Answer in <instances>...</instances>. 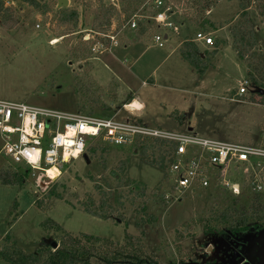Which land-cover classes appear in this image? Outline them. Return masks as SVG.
<instances>
[{"label":"rangeland","instance_id":"obj_1","mask_svg":"<svg viewBox=\"0 0 264 264\" xmlns=\"http://www.w3.org/2000/svg\"><path fill=\"white\" fill-rule=\"evenodd\" d=\"M4 1L10 11L0 13V99L77 112L74 83L75 77H81L86 86L93 81L103 86L100 93L108 109L97 108L92 116L125 118L129 112L124 109L129 101L128 94L124 93L127 92L143 105L135 116L146 126L173 132L191 129L192 133L206 139L264 147V106L248 100L251 96L257 101L261 98L253 94L256 89L248 78L246 64L231 46L229 28L238 12L236 1L210 0L212 14L209 15L205 0H164L171 7L173 30L159 27L150 18L153 12H145L143 6L136 13L142 15L143 24L146 20L151 22L145 24L149 30L144 37L128 29L119 0H66V7H61L59 0H43L42 12L21 2ZM101 3L114 7L119 13L120 18L111 19L107 32L108 36L116 38L118 46L111 51L94 52L98 42L106 40L105 35L97 34L99 29L97 33L92 31L93 25L101 24L95 19ZM62 9L76 11L77 22L73 19L62 22ZM249 14L257 34L258 54H264V21L257 17L254 5ZM198 32L213 33L214 42L227 41L202 75L181 62L177 51L178 42L186 38L194 41ZM165 33L172 38L159 48L154 37ZM54 40L58 43L52 44ZM200 45L205 53L208 52L205 49H213ZM114 82H120V91ZM245 82L249 83L246 94L239 96ZM91 89L96 93L95 88ZM131 106L140 108L137 102ZM101 145L99 142L90 144L89 148L93 147L96 154L89 157V165L83 159L64 165L60 177L44 189L38 188L30 176L25 178L23 186L0 184V244L10 233L26 255L33 254L41 240L59 245L62 233L47 238L41 229L44 222L52 219L74 235L90 234L122 245L125 234H140L137 222L148 214L154 216L156 222L142 226L143 245L159 264L222 261L223 252L215 241L222 227H216L213 235H205L206 220L233 201H237L238 207H248L253 194L241 191L240 195H234L212 187L205 192L189 193L177 201L168 190L165 170L146 163L140 149ZM121 162L127 165L126 179L136 181L133 187L146 190V195L137 199L135 205L125 197L128 188L117 187V181L112 178ZM15 166L11 159L0 155V170ZM49 174L57 173L52 170ZM239 177L230 171L227 179L240 182ZM95 184L101 185L103 192L111 196L115 208L124 206L125 223L102 221L82 212L81 203L86 201L87 195H91L95 203L102 197L94 189ZM50 193L61 199H46ZM119 194L124 197L119 198ZM40 201L44 202L42 208L37 205ZM250 223L254 227L256 222ZM262 232L264 234V229ZM257 236L256 229L237 235L240 246L236 252L227 251L232 256L229 263L240 256L251 260L249 252ZM0 264L6 263L0 260Z\"/></svg>","mask_w":264,"mask_h":264},{"label":"trees","instance_id":"obj_2","mask_svg":"<svg viewBox=\"0 0 264 264\" xmlns=\"http://www.w3.org/2000/svg\"><path fill=\"white\" fill-rule=\"evenodd\" d=\"M13 2H21L32 7L34 10L42 12L44 9L41 5L43 0H12ZM229 2L236 1L238 12L235 21L230 25V35L232 39V49L246 64L248 78L252 86L256 89L253 91L254 95L259 94L261 101L255 100L254 96L248 98L249 101L255 104L264 106V94L259 92L264 91V54H258L259 45L257 34L253 25L252 18L249 14V9L254 5L257 17L264 21V0H228ZM210 0H205L204 4L206 9L210 7ZM118 5L122 13L125 15L126 22L129 21L134 15L140 17L138 19V26L135 29V34L139 37L147 35L149 27L145 24H150V20H146L145 24L142 22V15H137V11L145 6V12H153L151 19L159 12L154 6L153 1L150 0H119ZM10 10L5 8V1L0 0V13H8ZM99 14L96 15V20L100 21V25H93L92 31L97 33L96 29L102 34L107 36V32L111 27V19L113 17L120 18L119 13L112 6H105L100 4ZM61 21L69 22L73 19L74 23L77 22L78 13L76 11L68 12L67 9H62ZM119 16V17H118ZM153 20V19H152ZM153 22H155L153 20ZM100 40L98 43L105 42L108 46L110 40ZM223 40H219L212 46V52H202L198 45L193 40L186 38L183 40L180 48L181 60L189 63L200 75H202L208 66L211 64L213 58L224 45ZM79 58V57H78ZM91 80V79H90ZM115 83V82H114ZM75 95L77 97L78 113L88 114L92 116L95 114V109H108V106L103 101V93L101 86L93 81L91 85L86 86L82 82L81 77H75ZM117 83H115L116 85ZM96 89V93L92 91ZM141 123V122H140ZM105 145L103 142H99ZM101 145V146H102ZM140 149V156L143 160L153 166L159 167L162 170L166 169L165 159L162 156L163 151L168 150V145L163 143H156L155 141L141 142L137 145ZM105 149V148H104ZM104 151V150H103ZM105 152V151H104ZM96 151L93 147L88 149L86 155L88 157L94 156ZM126 162H121L117 171L112 173V178L117 181V187H127L129 192L127 199L131 205H135L137 199L143 198L146 195V190H136L133 187L135 184L134 179H126ZM29 176L26 168L15 166L13 169L0 170V184L5 186H23L25 178ZM94 189L102 195L100 201L95 203L91 195H87L86 201L81 203L82 212L97 218L102 221H113L117 224H122L127 221L124 213V206L115 208L111 204V196L106 195L102 186L95 184ZM132 195V196H131ZM46 199L56 198L60 200L59 195L50 193L46 195ZM119 194V198H122ZM263 197L254 195L248 207H238L237 201H233L231 205L223 210L214 211L210 218L206 220L205 235H213L216 227L221 228V235L217 238H229L232 244H237L236 237L242 233H248L255 230L262 231L264 229V203ZM43 201L37 202L39 207L43 206ZM144 212L145 207H142ZM145 218L137 222V229L139 235L125 234L123 244L119 245L116 241L93 236L90 234L79 233L74 235L66 232L63 228L52 219L47 220L41 225L42 232L48 237L50 235H57L62 233L60 243L56 249L52 248V243L46 240L39 242L38 248L30 255H26L13 241L11 234H7L0 244V260L6 264H159L158 261L146 251L143 241L145 234L142 226L153 224L156 218L152 215L144 214ZM256 222L254 227L250 226V222ZM220 230V229H219ZM183 264H193L186 263Z\"/></svg>","mask_w":264,"mask_h":264},{"label":"built area","instance_id":"obj_3","mask_svg":"<svg viewBox=\"0 0 264 264\" xmlns=\"http://www.w3.org/2000/svg\"><path fill=\"white\" fill-rule=\"evenodd\" d=\"M150 1L159 10L152 18L155 23L173 30L171 7L164 0ZM207 11L211 13L210 9ZM138 19L134 15L128 21L129 30L137 28ZM164 35L154 37L160 48L164 47ZM105 37L111 44L98 43L94 52L111 51L118 46L114 36ZM194 42L214 45L211 35L204 32H198ZM248 85L245 82L241 86L240 96L246 94ZM100 141L127 148L146 141L167 144L168 150L162 153L166 184L177 201L189 193L205 192L212 187L234 195L242 191L264 198V147L206 139L192 132L165 131L136 119L99 118L0 99V155L26 168L38 188L44 189L48 183L55 182L64 165L82 159L90 144ZM52 170L57 173L55 177L49 174ZM230 171L240 176V182L228 181Z\"/></svg>","mask_w":264,"mask_h":264},{"label":"water","instance_id":"obj_4","mask_svg":"<svg viewBox=\"0 0 264 264\" xmlns=\"http://www.w3.org/2000/svg\"><path fill=\"white\" fill-rule=\"evenodd\" d=\"M59 5L61 7H66L67 6L66 0H59ZM164 39L167 40L166 36ZM259 93L263 95L264 91L261 90ZM82 159L87 165L90 164L89 157L86 154L83 155ZM52 248L56 249L57 244L52 243ZM211 249L212 248H209L208 251H211ZM249 255H250L249 257L251 258V260H247L245 257L240 256V259L235 264H264V239L263 240L259 239L258 241H254V247L249 252Z\"/></svg>","mask_w":264,"mask_h":264},{"label":"crops","instance_id":"obj_5","mask_svg":"<svg viewBox=\"0 0 264 264\" xmlns=\"http://www.w3.org/2000/svg\"><path fill=\"white\" fill-rule=\"evenodd\" d=\"M210 9V8H209ZM207 10V9H206ZM210 11H211V13H209V15H211L212 14V8L210 9ZM175 30H177L176 28H175ZM166 35H164V38H165V36H166V38H167V40H169L170 38H172V36L171 35H169V33H165ZM208 34V33H207ZM213 34V33H212ZM211 34V35H212ZM231 36V35H230ZM165 40V39H164ZM167 40H165V41H167ZM219 40H223V41H225L224 42V45H223V47L226 45V43H227V41L225 40V39H218V40H216V41H219ZM55 41V40H54ZM53 41V42H54ZM134 41V43H136L135 41L136 40H133ZM216 41H215V43H216ZM182 43H183V41H180V42H178V44H177V51L179 52V56H180V48H181V46H182ZM195 44H203V43H196V42H194ZM156 44V43H155ZM157 45V44H156ZM199 45H198V47H199ZM204 45V44H203ZM201 46V45H200ZM204 46H206V45H204ZM231 46H232V39H231ZM159 47V46H158ZM202 47V46H201ZM206 47H208V46H206ZM222 47V48H223ZM160 48V47H159ZM221 48V49H222ZM200 49V48H199ZM221 49H219V51L221 50ZM172 50V49H171ZM214 50V48L212 49V51ZM205 51H208V52H212V51H210V49L208 50V49H205ZM218 51V52H219ZM218 54V53H217ZM216 54V55H217ZM215 55V56H216ZM170 57V56H169ZM168 57V58H169ZM180 60H181V56H180ZM181 62H183L184 63V61H182L181 60ZM185 63H187V62H185ZM190 67H192L189 63H187ZM193 68V67H192ZM149 81L150 82H152L153 80L152 79H149ZM115 83H117L118 85H119V91L122 89V86L120 85V82H115ZM99 86H101V85H99ZM101 87H103V86H101ZM125 94H128V96H129V101H127V103H126V105H125V108L124 109H126L127 111H129L128 112V115L125 117V118H123V119H128V118H132V119H136V120H138L139 122H141L142 123V121L139 119V118H137L136 116H135V114H137V113H139L141 110H142V108H143V105L138 101V100H136V99H134L133 97H130V95H129V93H127V92H124ZM240 96V95H239ZM243 96V95H242ZM133 102H137L138 103V105H139V107L140 108H133L131 105H132V103ZM117 116V115H116ZM116 118V117H115ZM190 132H192V130L190 129V131L189 132H181V131H179V133H190Z\"/></svg>","mask_w":264,"mask_h":264},{"label":"flooded vegetation","instance_id":"obj_6","mask_svg":"<svg viewBox=\"0 0 264 264\" xmlns=\"http://www.w3.org/2000/svg\"><path fill=\"white\" fill-rule=\"evenodd\" d=\"M261 238L264 239V234H263L262 231H258V236H257V239L255 241H258ZM215 241H218L219 242V244L217 245V247H219L220 250L223 252L222 256L224 255L222 261L221 262H218L217 264H235V263L238 262V260L240 258L238 260H236L235 262H233V263H229V261L230 262L232 261V258H231L232 256H230V254H229L230 252L227 253V251L228 250H231L233 252H236L237 251V247L240 246V243L239 242H237V244L234 245V244H232L230 242V239L227 238V237L226 238L224 237L223 239L222 238H217V239L215 238Z\"/></svg>","mask_w":264,"mask_h":264},{"label":"bare ground","instance_id":"obj_7","mask_svg":"<svg viewBox=\"0 0 264 264\" xmlns=\"http://www.w3.org/2000/svg\"><path fill=\"white\" fill-rule=\"evenodd\" d=\"M58 43V41L56 40V41H54V42H52V44H57ZM50 173V172H49ZM57 174H55V175H51L52 177H55Z\"/></svg>","mask_w":264,"mask_h":264}]
</instances>
